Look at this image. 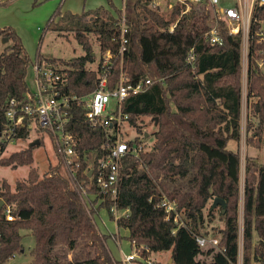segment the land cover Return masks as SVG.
<instances>
[{
  "label": "trees",
  "instance_id": "trees-1",
  "mask_svg": "<svg viewBox=\"0 0 264 264\" xmlns=\"http://www.w3.org/2000/svg\"><path fill=\"white\" fill-rule=\"evenodd\" d=\"M11 1L0 0V6ZM153 1L123 0L127 44L122 57L117 54L120 11L114 17L98 8L78 16L85 22L88 18L91 26L77 29L74 35L85 55L63 62L65 69H58L65 77L61 91L82 96L97 88L99 60L95 70L86 67L94 60L90 34L98 42L100 56L106 51L112 54L109 88L121 72L132 84L150 80L144 93L122 103L135 134L130 146L141 144L146 135L142 119L148 118L155 130L149 150L138 159L127 155L120 163L116 207L128 213L116 226L128 230V240L138 247L146 246L153 254L169 252L171 264H238L240 156L227 145L240 140L242 37L230 34L226 23L219 21L216 30L221 44L210 46L204 36L214 25V13L206 1L178 0L167 18L153 7ZM253 19L247 99L254 101L251 107L258 125L252 129L249 124L248 129L264 146V72L259 66L264 61V40L255 36L264 32V4L256 5ZM50 23L52 19L46 28ZM190 51L193 61L188 63ZM35 60L56 66L40 55ZM29 64L14 30L0 28V108L11 99L22 101L30 95L25 82ZM83 114L82 109L73 112L68 129L76 138L80 158L87 155L78 172L87 184L83 170L89 164L95 169L104 157V132L90 128ZM5 125L0 111V134ZM27 137L23 128L15 139L25 141ZM42 144L40 139L37 146L29 144L6 158L0 156V166H31L32 152ZM6 145L1 142L0 151ZM215 198L224 201V209L207 207ZM163 199L175 205L181 225L166 218L160 206ZM0 201V264L23 252L21 231L34 239L30 264H114L106 242L116 235L98 232L60 164L50 166L43 176L31 168L26 180L16 182L13 190L2 182ZM109 205L106 198L101 207L108 211ZM6 206L11 207L14 221L5 220ZM216 216L222 227H212L210 236L218 239L219 249L199 247L195 236L207 237ZM242 216V264H258L264 261V166L250 157L244 165Z\"/></svg>",
  "mask_w": 264,
  "mask_h": 264
},
{
  "label": "built area",
  "instance_id": "built-area-1",
  "mask_svg": "<svg viewBox=\"0 0 264 264\" xmlns=\"http://www.w3.org/2000/svg\"><path fill=\"white\" fill-rule=\"evenodd\" d=\"M190 1L193 3L206 1L213 9L214 25L204 36L205 41L210 46L221 44V39L216 30L219 21L226 23L230 34L240 33L242 43L246 46L249 42L252 24L255 21L253 19L254 9L257 4H264V0H235L234 6L224 7L220 4L221 0ZM153 6L158 7L156 4ZM116 19H118L120 29V46L117 54L122 57L127 44L124 8L120 18L117 16ZM255 36L259 37V41L264 40V32L262 31L256 32ZM111 58L112 54L109 51L101 54L97 88L82 96L63 94L61 86L65 82L64 75L58 73L55 65L46 62L39 63L35 60L33 64L35 91L30 92L25 100L11 99L4 107L0 108L6 122V127L0 134L2 142L8 144L12 141H18L15 138L23 128L28 132L27 138L34 134L36 137L47 136L51 140L56 163L60 164L64 177L79 196L96 228L99 221L96 213L98 208L109 212L108 215L111 214L115 223L119 218L127 216V210L119 211L116 207L120 163L127 155L138 159L144 150L141 144L129 145L135 136L129 135V130L132 128L128 121V115L122 111V103L129 96L144 93L151 84L150 80L139 81L136 84L126 82L125 76L121 72L118 81L109 88ZM243 58L248 63V49L247 51L243 50ZM192 61L193 54L190 51L187 62L191 63ZM263 64L264 61L259 62L260 67ZM78 109L84 111L83 120L90 128L104 132V157L99 160L95 169L89 164L83 170V174L87 175L89 179L87 184L81 181L78 176L81 160L83 158L86 160L87 155L84 153L83 158H80V154L76 150V138L68 129L73 120V112ZM92 189L95 191L92 192ZM106 198L110 200L108 211L101 207ZM160 206L165 209L167 219L172 217L175 224H182L174 204L163 199ZM92 211L94 213H91ZM4 213L6 221L15 220L10 206L5 207ZM195 241L201 248L207 245L218 248L217 238L195 236ZM117 248L120 256L118 258L112 257L114 264H158L153 259L154 254L146 246L138 247L134 242L129 241V252L122 253L120 244H117ZM258 264H264V261Z\"/></svg>",
  "mask_w": 264,
  "mask_h": 264
},
{
  "label": "rangeland",
  "instance_id": "rangeland-1",
  "mask_svg": "<svg viewBox=\"0 0 264 264\" xmlns=\"http://www.w3.org/2000/svg\"><path fill=\"white\" fill-rule=\"evenodd\" d=\"M63 0H59V4ZM221 6H234L235 0H221ZM154 7V6H153ZM161 14V16L167 18L169 15V9L164 5L161 7H154ZM61 10L59 5L56 8V11L53 12V15H56ZM117 13H114L116 17ZM71 18L69 14L65 18H57L54 22L49 24L46 28L47 23L50 18H47L45 22L41 25V30L38 33H33V29L26 27L23 31L19 32L13 29L15 34L19 37L23 48L30 59V64L27 69V74L25 78L26 85L30 92L35 91V82H34V72L33 64L38 55L41 56L44 60H53L55 61L56 68L59 70L65 69L63 62H68L69 60L76 59L85 55V52L82 50L81 46L78 44L75 33L77 29L91 28L89 25V19L87 22ZM91 42L93 45L94 60L91 63H88L86 67L88 69L95 70L98 65V60L100 57L98 42L94 39L93 35L90 34ZM244 48V49H243ZM249 44L245 46L242 43V73H241V122H240V140L238 143L229 142L227 149L230 151H238L240 156V170H239V211H238V264H242V204H243V187H244V165L245 159L247 157L255 158L258 160L260 165L264 166V146L257 137L254 136V132L248 129V125H252V129L256 128L258 125V118L252 112L251 104L254 103L253 100L247 99V90H248V72H247V60L243 58V50L247 51ZM262 71L264 72V64L262 65ZM142 131L145 132L146 137L142 139V149L149 150L154 142V130L155 127L150 122L148 118L142 119ZM129 135L134 136V131L129 130ZM38 138V139H37ZM42 140L43 144L36 147L32 152L33 163L31 166L18 167L12 169L10 167L0 166V187L2 182H5L10 189H14L16 182L24 181L27 178L29 170L32 168L36 170L39 176H43L48 172L50 166L56 164V157L53 151L51 140L47 136H35L32 134L30 138H27L25 141H12L8 143L4 151H0L1 158H6L10 156L11 153L25 150L29 144L36 140ZM250 141V142H249ZM2 139L0 138V144ZM2 152V153H1ZM212 204V203H211ZM209 204L207 207H211ZM103 211V210H101ZM105 211V210H104ZM217 215V209L215 211ZM98 220H100L98 218ZM217 227L221 228L222 224L216 216L214 222L207 228L208 236L211 234V228ZM97 230L99 233L109 236L106 233V229L103 227V224L97 222ZM22 235L21 245L23 246V252L15 253L12 258H10L5 264H30L32 258L30 252L34 247L33 237L26 231H21ZM120 235V244L122 251L126 252V247L124 241L126 240L123 232H119ZM211 237V236H210ZM257 242L256 236H254V243ZM116 241L112 238H108L106 245L108 250H110L113 255L118 254V248L116 247ZM169 252H162L153 255V259L159 264H168Z\"/></svg>",
  "mask_w": 264,
  "mask_h": 264
},
{
  "label": "crops",
  "instance_id": "crops-1",
  "mask_svg": "<svg viewBox=\"0 0 264 264\" xmlns=\"http://www.w3.org/2000/svg\"><path fill=\"white\" fill-rule=\"evenodd\" d=\"M176 1L178 0H154L153 4L158 5V8L164 5L167 9H170V6ZM58 5L61 10L56 13L57 15H53ZM98 8H102L114 16L115 12L117 13L123 10V0H63L61 4H59V0H13L7 6H0V28H13L17 30L20 35L19 32L29 27L33 29V33H38L41 30V25L47 18L52 19L54 22L57 18H65L63 16L67 14L71 16H81L83 13L94 11ZM101 210L103 209L98 208L96 213L100 219L99 221L106 229V233L111 236L116 235V237L112 239L116 241L115 245L117 247V244L121 242L119 232H123L125 235L124 237H126L124 241L126 252L122 253L129 252L128 230L122 228L118 229L116 223L110 219L108 213ZM110 254L115 258L120 256L119 252L118 254L116 253V256L111 252ZM169 262L170 256L168 264Z\"/></svg>",
  "mask_w": 264,
  "mask_h": 264
},
{
  "label": "water",
  "instance_id": "water-1",
  "mask_svg": "<svg viewBox=\"0 0 264 264\" xmlns=\"http://www.w3.org/2000/svg\"><path fill=\"white\" fill-rule=\"evenodd\" d=\"M4 1H10V0H4ZM5 42H6V40L3 41V43H5ZM92 55H94V54H92ZM146 135H147V134H146ZM145 137H146V136H145ZM38 144H39V141H38V140H36V141H34V142L31 143L32 146H37ZM2 205H3V202L0 201V209H1ZM217 206H219V207H221L222 209H224V208H225V203H224V201L221 200V199H219V198H215V199L212 201L211 209H214V208L217 207ZM171 262H172V261L170 260L169 264H171Z\"/></svg>",
  "mask_w": 264,
  "mask_h": 264
}]
</instances>
